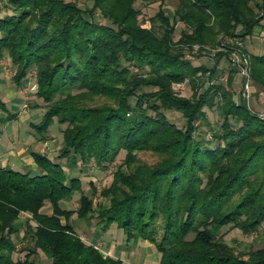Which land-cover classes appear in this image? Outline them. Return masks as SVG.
Instances as JSON below:
<instances>
[{"label": "trees", "instance_id": "1", "mask_svg": "<svg viewBox=\"0 0 264 264\" xmlns=\"http://www.w3.org/2000/svg\"><path fill=\"white\" fill-rule=\"evenodd\" d=\"M89 1L88 14L66 0H7L12 12L2 15L0 3V59L9 56L15 67L12 83L21 90L36 73L42 103L34 106L44 113L31 123L35 134L43 140L55 122L64 126L56 152L30 151L39 173L0 160V264H35L30 257L38 250L51 264H127L85 242L75 214L76 222L96 221L93 239L116 229L128 244L153 243L160 264H264V246L238 248L222 233L227 226L251 233L264 224V117L224 85L210 83L213 69L187 58L195 45L225 48L219 56L233 50L227 39L255 32L264 0H176L174 16L159 9L151 27L141 23L137 0ZM97 9L112 25L95 22ZM179 23L184 28L175 39ZM252 77L264 90V54L252 55ZM185 81L192 97L173 87ZM144 86L153 89L138 93ZM206 106L223 118L214 146L195 136L198 121L207 120ZM167 110L181 113L184 126L170 122ZM0 114L1 133L18 116L1 90ZM121 150L126 157L111 184L85 193L73 172L92 162L106 167ZM138 151L159 160L142 162ZM75 194L78 208L63 207ZM97 195L102 200L95 202ZM47 204L51 213L43 211ZM28 238L33 249L14 260L19 241Z\"/></svg>", "mask_w": 264, "mask_h": 264}, {"label": "rangeland", "instance_id": "2", "mask_svg": "<svg viewBox=\"0 0 264 264\" xmlns=\"http://www.w3.org/2000/svg\"><path fill=\"white\" fill-rule=\"evenodd\" d=\"M66 1L76 3V5L86 14L89 13V10L93 6V1L89 0ZM0 3L3 8L2 15L12 12L9 8H7V0H0ZM176 4V0H137L135 2V7L141 11L140 21L143 26L151 27L152 22L150 19L159 11V9H163L167 15L173 17ZM255 10L258 12V14L261 13L259 8H255ZM92 16L95 22L99 24L112 25L109 20L105 19L100 9L94 11ZM182 27L184 28V24L179 23V27L175 32V39L179 38V33ZM156 28H158V24H156ZM240 29L241 27H239V30ZM227 42L233 43L235 48L233 50L227 51L226 55L223 54L222 56H219L216 54L220 50H225V48L221 46H215L213 49H211L209 46H206L208 51H201L199 49L200 47L195 45L194 52L191 54L188 53L187 58L196 66L203 65L215 71L211 76L209 73L205 74V81L210 76V83H219L224 85L228 90L234 93V98L237 101H240V103H246L255 114L264 117V90L260 84L253 80L252 77V55L264 54V20L255 29L253 34L246 37H238L236 39L228 38ZM199 53L202 54L199 55ZM0 67L2 69L0 78L5 79L6 85L13 86L15 88L17 96L16 99H18V103H22L19 108V114L21 116L16 120L9 121L1 126L0 154H4L5 157L7 154H9L12 143L11 139L15 138L13 141L14 144L12 143L14 145V149L17 151L25 150L22 154L20 153L19 159H23L24 161L29 159L31 163L27 164L26 167L29 172H33L35 169H32L31 167H34V158L30 154V151L36 150L45 154H52L56 152L57 149H59L62 145V128L64 126H60L57 122H55L47 132L46 138L43 140L40 139L38 135L35 134V130L31 126V123L39 122L44 113V109L42 107L34 106L36 103H42V101L37 99L35 96V91L37 90L35 71L32 70L29 73L28 80L22 89L24 92L23 94V92H19V90L12 83V75L15 72V67L12 65L9 56H5L4 58L0 59ZM231 76H233V80L231 84H229L231 81ZM173 87L175 91L182 96L192 97L194 95V89L188 81L183 83H175L173 84ZM152 89L153 88L150 86H144L138 91V93L148 92ZM203 89H205V87H203L201 90L203 91ZM219 99V97H215L214 101ZM131 100L135 101L136 97H132ZM25 102L28 106L23 108L22 106ZM8 107L11 108L10 103ZM204 110L207 113V120L198 121V129L195 133V136L199 141L214 146L217 142L214 131L216 130L218 132L221 130L223 118L220 116L217 107L211 108L206 106ZM166 114L169 118V121L176 124L177 127L181 128L184 126L185 120L181 113L175 110H167ZM231 122L233 126L237 125L234 120ZM126 153V150H121L115 161L113 163H109L106 167H100L96 165L95 162H92L88 166L84 167L81 171L76 169L73 172V175L81 178L83 191L91 195L92 187L96 186L100 190L103 187L109 186L111 184L114 177V172L118 169L120 164L124 163ZM137 157L139 158L138 160L148 164H154L159 160V157L151 151H138ZM16 168L22 170L21 167L17 166ZM75 195L76 196H74L72 200L64 201L63 207L68 209H77L79 206V195ZM100 200H102V197L97 195L95 197V202ZM43 211L51 213L52 210L49 204L43 208ZM30 216L31 215L29 214V217ZM25 217L26 214H23L21 216V220H24ZM75 219L76 214L73 215V222L76 226V232L82 236L85 242L96 243L97 247L100 248L104 255L115 256V251L119 250V255L122 257V259H125L124 261L127 264H147L146 261H144L148 255V250L145 247H149L147 241L143 240V243L139 241L136 245L128 244L123 231L120 230V233L119 231H116V229L112 230L113 233L111 234L110 232L105 234L103 236V240L93 239L92 235H94V231L98 227L94 225L96 221L91 220L90 222H76ZM156 226L158 231L157 238L159 239L163 231L162 221L159 220ZM222 233L224 239L228 243L233 244L238 248H259L264 246V224L257 231L251 233H244L240 229L232 228L231 226L225 227L222 230ZM154 247L153 248L156 249L155 245ZM28 248L33 249L32 239L28 238L24 241H19L18 250L13 253V259L25 260L27 253L29 252ZM156 251L158 250L156 249ZM32 258L35 260V264H51V260L41 250H38L36 255L30 257V259ZM136 259H138V261Z\"/></svg>", "mask_w": 264, "mask_h": 264}, {"label": "crops", "instance_id": "3", "mask_svg": "<svg viewBox=\"0 0 264 264\" xmlns=\"http://www.w3.org/2000/svg\"><path fill=\"white\" fill-rule=\"evenodd\" d=\"M5 83H6L5 79H1L0 78V90L2 91V93H4L3 96H4L5 100H6L7 106L10 103L11 104V108L10 109H12L13 111L17 112V114H18L17 118H19L21 116L19 114L20 113L19 112V108H20L22 103H20V102L18 103V99H16L17 96H16L15 88L13 86H8ZM19 92H23V90L21 89V90H19ZM23 94H24V92H23ZM3 116H4V114H0V117H3ZM16 119H14V120H16ZM14 139L13 138L11 139L12 143H13ZM12 143H11V147H10V150H9V154H7L6 157H5L4 154L3 155L0 154V160H1L2 165L6 166L8 168H16L18 166V167L22 168V171H28L26 165L31 163L29 161V159H26L25 161L23 159H19L20 153L22 154L25 150H23V151L15 150L14 149V145H13L14 143L13 144ZM26 148H28V147H26ZM5 152H7V151H5ZM12 158H14L15 160L12 159ZM33 163H34V167H31V168L35 169V171H33V172L30 171V173L31 174H37V173H39V171H38L39 168H38L35 160L33 161ZM147 243L149 244V247L148 246H145V247L148 250V255H147V257H146V259L144 261H146L147 264H158V263L160 264V256H161V254L159 256L160 252L156 251L157 248L154 249L155 247H154L153 243H151L149 241H147ZM119 254H120L119 250L115 251V256L116 257H121ZM136 260L138 261V259H136Z\"/></svg>", "mask_w": 264, "mask_h": 264}, {"label": "built area", "instance_id": "4", "mask_svg": "<svg viewBox=\"0 0 264 264\" xmlns=\"http://www.w3.org/2000/svg\"><path fill=\"white\" fill-rule=\"evenodd\" d=\"M28 105H27V103L25 102L24 104H23V108H26Z\"/></svg>", "mask_w": 264, "mask_h": 264}]
</instances>
